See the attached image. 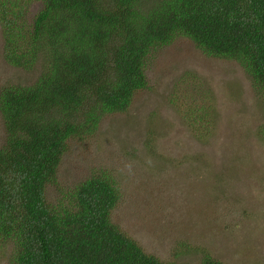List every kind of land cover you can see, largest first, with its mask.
Instances as JSON below:
<instances>
[{
	"label": "trees",
	"instance_id": "1",
	"mask_svg": "<svg viewBox=\"0 0 264 264\" xmlns=\"http://www.w3.org/2000/svg\"><path fill=\"white\" fill-rule=\"evenodd\" d=\"M0 28L5 62L40 69L30 85L0 88L5 264H169L112 221L120 194L111 175L101 171L64 191L58 167L70 141L91 138L104 116L128 111L149 88L152 55L177 38L206 57L236 62L264 99V0H0ZM173 92L193 136L212 135L209 99L195 104ZM256 135L264 143V122ZM51 187L59 191L53 202ZM200 252L201 264H223Z\"/></svg>",
	"mask_w": 264,
	"mask_h": 264
},
{
	"label": "rangeland",
	"instance_id": "2",
	"mask_svg": "<svg viewBox=\"0 0 264 264\" xmlns=\"http://www.w3.org/2000/svg\"><path fill=\"white\" fill-rule=\"evenodd\" d=\"M1 30L0 88L32 84L39 67L30 73L8 65ZM146 75L149 88L127 112L104 116L94 136L70 141L59 187L111 175L120 194L112 221L163 262L201 264L205 250L223 264H264V143L256 135L264 99L236 62L206 57L187 39L154 53ZM182 78L200 85L187 89ZM174 88L195 104L209 99L216 126L207 139L186 128ZM3 139L0 117V146ZM58 197L48 189L49 201ZM7 256L1 249L0 264Z\"/></svg>",
	"mask_w": 264,
	"mask_h": 264
}]
</instances>
